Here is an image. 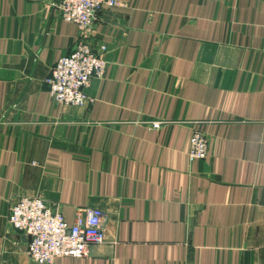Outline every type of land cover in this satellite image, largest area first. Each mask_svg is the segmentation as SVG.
I'll list each match as a JSON object with an SVG mask.
<instances>
[{
  "label": "crops",
  "instance_id": "obj_1",
  "mask_svg": "<svg viewBox=\"0 0 264 264\" xmlns=\"http://www.w3.org/2000/svg\"><path fill=\"white\" fill-rule=\"evenodd\" d=\"M56 1L0 0V264H37L9 223L35 196L106 215L105 244L52 264H264V0H118L84 106L44 82L81 36Z\"/></svg>",
  "mask_w": 264,
  "mask_h": 264
},
{
  "label": "built area",
  "instance_id": "obj_2",
  "mask_svg": "<svg viewBox=\"0 0 264 264\" xmlns=\"http://www.w3.org/2000/svg\"><path fill=\"white\" fill-rule=\"evenodd\" d=\"M116 0H60L56 8L66 22L78 25L80 39L73 52L60 58L46 80L52 98L60 105L81 106L89 100L85 89L93 77L105 73L107 62L89 41L92 27L105 7ZM153 122L151 128H160ZM211 139L201 129L192 135L190 157L205 160ZM9 223L30 239L28 253L39 264H51L58 257L87 258L93 246L107 241L106 215L100 209H81L70 224L62 213L49 207L40 197H23L11 208Z\"/></svg>",
  "mask_w": 264,
  "mask_h": 264
},
{
  "label": "rangeland",
  "instance_id": "obj_3",
  "mask_svg": "<svg viewBox=\"0 0 264 264\" xmlns=\"http://www.w3.org/2000/svg\"><path fill=\"white\" fill-rule=\"evenodd\" d=\"M117 1V5L116 6H112V7H105L104 9H102V11H100V12H103V11H105V9H111V8H114V7H117L118 5H119V2H118V0H116ZM59 3H60V0H57L56 1V3H54V7H55V10H56V13H57V16L62 20V21H64L61 17H60V14H59V11H58V9L56 8V5L58 6L59 5ZM98 21V20H97ZM96 21V22H97ZM66 22V21H65ZM96 22L94 23V25L96 24ZM68 23H72V22H68ZM75 24V23H74ZM77 25V24H76ZM94 25H93V27H92V32H91V35H90V37L92 36V34H93V31H94ZM78 26V25H77ZM78 29H79V27H78ZM80 31V30H79ZM90 39V38H89ZM90 41V40H89ZM91 43V42H90ZM91 46L93 47V49L96 51V52H98V53H100V54H102L103 55V57L105 58V53H106V51H105V49H100V50H97L92 44H91ZM73 52V51H72ZM71 52V53H72ZM71 53H69V54H71ZM68 54V55H69ZM65 56H67V55H65ZM64 57V56H63ZM62 58V57H61ZM59 60V59H58ZM105 61L107 62V66H106V70H105V73L102 75V76H100V77H97V76H95V77H93L92 78V80L94 79V78H100V79H104L105 77H106V74H107V70H108V65H109V63H108V61L106 60V58H105ZM57 63V62H56ZM56 65V64H55ZM55 65L52 67V70L50 71V74L46 77V79H45V85L47 86V84H46V80L51 76V74H52V71H53V69H54V67H55ZM92 80H91V82H92ZM91 82H90V85H91ZM90 85H89V87H90ZM88 87V88H89ZM47 88H48V86H47ZM88 88H86L85 89V92L87 93V89ZM48 90H49V88H48ZM50 93V92H49ZM51 95V94H50ZM88 95V94H87ZM52 97V96H51ZM88 97H89V100L86 102V103H84L83 105H81V106H84V105H87V104H89V103H91V102H93L94 101V99L93 98H91L89 95H88ZM53 101L56 103V101L53 99ZM60 105V104H59ZM69 106H73V105H69ZM209 137V136H208ZM35 197H39V196H35ZM23 198V197H22ZM21 199V198H20ZM49 206V205H48ZM50 207V206H49ZM52 208V207H51ZM12 213V211H10V214ZM9 217H10V215H9ZM106 231H107V228H106ZM29 242H30V239H29ZM29 242H28V244H29ZM105 244V243H104ZM27 254L29 255V253H28V248H27ZM29 257H30V255H29ZM59 258V257H58ZM30 259L33 261V262H35V260L32 258V257H30ZM57 259V258H56ZM55 259V260H56ZM54 260V261H55ZM35 263H37V262H35ZM37 264H39V263H37ZM52 264V263H51Z\"/></svg>",
  "mask_w": 264,
  "mask_h": 264
}]
</instances>
